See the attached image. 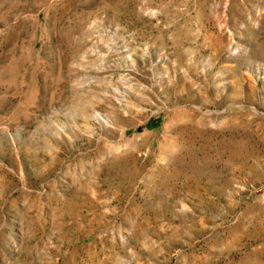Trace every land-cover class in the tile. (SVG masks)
<instances>
[{
	"label": "rangeland",
	"instance_id": "374dc122",
	"mask_svg": "<svg viewBox=\"0 0 264 264\" xmlns=\"http://www.w3.org/2000/svg\"><path fill=\"white\" fill-rule=\"evenodd\" d=\"M0 264H264V0H0Z\"/></svg>",
	"mask_w": 264,
	"mask_h": 264
}]
</instances>
